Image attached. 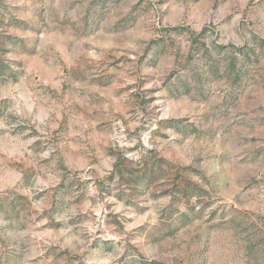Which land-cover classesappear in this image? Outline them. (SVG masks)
Instances as JSON below:
<instances>
[{
    "label": "rangeland",
    "instance_id": "obj_1",
    "mask_svg": "<svg viewBox=\"0 0 264 264\" xmlns=\"http://www.w3.org/2000/svg\"><path fill=\"white\" fill-rule=\"evenodd\" d=\"M0 264H264V0H0Z\"/></svg>",
    "mask_w": 264,
    "mask_h": 264
},
{
    "label": "trees",
    "instance_id": "obj_2",
    "mask_svg": "<svg viewBox=\"0 0 264 264\" xmlns=\"http://www.w3.org/2000/svg\"><path fill=\"white\" fill-rule=\"evenodd\" d=\"M191 34H192V36L195 38L196 36H197V32L195 33V32H193V31H191Z\"/></svg>",
    "mask_w": 264,
    "mask_h": 264
}]
</instances>
